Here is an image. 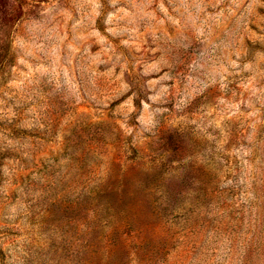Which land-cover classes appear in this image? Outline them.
Masks as SVG:
<instances>
[{"label":"rangeland","instance_id":"1","mask_svg":"<svg viewBox=\"0 0 264 264\" xmlns=\"http://www.w3.org/2000/svg\"><path fill=\"white\" fill-rule=\"evenodd\" d=\"M0 264H264V0H0Z\"/></svg>","mask_w":264,"mask_h":264}]
</instances>
